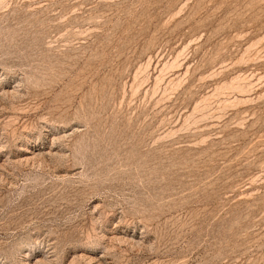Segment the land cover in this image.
Instances as JSON below:
<instances>
[{
  "label": "rangeland",
  "instance_id": "374dc122",
  "mask_svg": "<svg viewBox=\"0 0 264 264\" xmlns=\"http://www.w3.org/2000/svg\"><path fill=\"white\" fill-rule=\"evenodd\" d=\"M0 264H264V0H0Z\"/></svg>",
  "mask_w": 264,
  "mask_h": 264
}]
</instances>
